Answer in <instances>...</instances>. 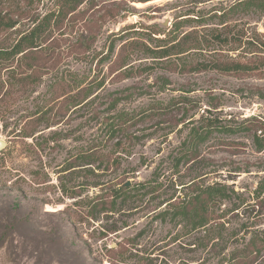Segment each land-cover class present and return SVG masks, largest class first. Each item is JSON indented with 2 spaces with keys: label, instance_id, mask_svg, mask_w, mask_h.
Wrapping results in <instances>:
<instances>
[{
  "label": "rangeland",
  "instance_id": "1",
  "mask_svg": "<svg viewBox=\"0 0 264 264\" xmlns=\"http://www.w3.org/2000/svg\"><path fill=\"white\" fill-rule=\"evenodd\" d=\"M63 4L0 0V48L47 24L37 46L0 60V264H227L237 248L243 264H264L253 243L264 238V150L246 121L264 123V4ZM170 30L196 32L182 54L143 49ZM83 87L82 104L62 103ZM118 119L128 150L109 138ZM241 122L249 129L214 130L177 163L193 126ZM95 147V160L77 156ZM214 183L229 189L206 234L172 209ZM117 184L131 189L114 194ZM112 200L113 211L95 207Z\"/></svg>",
  "mask_w": 264,
  "mask_h": 264
},
{
  "label": "trees",
  "instance_id": "2",
  "mask_svg": "<svg viewBox=\"0 0 264 264\" xmlns=\"http://www.w3.org/2000/svg\"><path fill=\"white\" fill-rule=\"evenodd\" d=\"M84 0H64L63 7L70 9L71 11L75 10ZM148 1V0H144ZM253 2H260L264 4V0H248ZM62 12V11H61ZM50 24V22H49ZM42 25V24H41ZM47 31V24L40 26L38 25L34 29H32L28 34L24 35L15 45L11 48H0V60L9 59L14 57L20 53L25 52L26 50L37 46L39 38ZM196 32H190L183 38L177 39L176 35H172V30L165 33L164 37H159L157 39V43L155 47L144 43V50L149 52V54L153 55L156 58H166L173 55H180L184 52V49L189 47L187 45L186 39L192 40ZM216 37L220 38L219 35ZM264 36V35H263ZM198 37V35H197ZM196 38V36H195ZM187 46V47H186ZM264 48V47H263ZM88 89L83 87L76 93H70L64 97L62 103H66L70 106H77L82 104L87 98ZM174 106L171 104L158 106L157 112H168V110H172ZM146 114V113H144ZM159 114V113H158ZM121 116V115H120ZM140 116V115H139ZM138 117H130L128 120L133 119L134 122H137ZM146 116V115H141ZM143 117V118H144ZM249 123H254V127L252 129L255 130L254 135V144L258 151L264 150V135L259 134L258 131L261 130V133H264V123L260 121L257 117H251L247 119ZM125 123L121 122L120 119L118 121L113 122L108 129L109 138L118 139L115 144L118 147L121 146L123 150H128L125 141H123V137L121 136V132L125 131ZM249 129V127L243 126V122L239 123L236 126L227 125V124H214V125H199L197 127L193 126L192 131H190L189 136L185 139L182 144V148H180L179 155L177 158V163L181 161H189L197 158L200 146L208 139L210 134L216 130L219 132L225 131H237ZM103 149L99 147L95 148H87L86 150H82L77 156H80L84 160L93 161L95 158L100 157L103 153ZM121 183V182H120ZM113 187L114 194H124L128 192L131 187H127L124 184ZM262 187V186H261ZM229 189V185L214 183L209 185H200L195 196L191 199V203H180L175 205L172 210H175V214L182 216L183 219L188 220L192 223V226L195 229L201 230L204 229L205 233L208 234L210 231L209 224L211 220L214 218L212 216V207L216 204L219 197L227 196ZM96 203L95 207H100L103 211H113L116 209L117 203ZM167 211V210H166ZM118 229L115 228L114 231ZM258 242V241H257ZM254 244L260 245L264 248V238L261 239L259 243H256V240H253ZM245 250L243 248H237L233 250L227 259V264H243V259L245 256Z\"/></svg>",
  "mask_w": 264,
  "mask_h": 264
},
{
  "label": "water",
  "instance_id": "3",
  "mask_svg": "<svg viewBox=\"0 0 264 264\" xmlns=\"http://www.w3.org/2000/svg\"><path fill=\"white\" fill-rule=\"evenodd\" d=\"M6 146H7V142L0 139V149L5 148ZM129 184H130L129 182L126 183V185H129Z\"/></svg>",
  "mask_w": 264,
  "mask_h": 264
}]
</instances>
